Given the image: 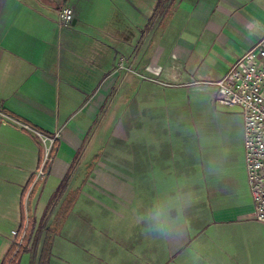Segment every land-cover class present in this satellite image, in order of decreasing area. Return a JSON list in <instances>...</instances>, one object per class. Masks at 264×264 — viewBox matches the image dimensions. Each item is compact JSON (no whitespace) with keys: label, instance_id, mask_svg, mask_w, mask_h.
Masks as SVG:
<instances>
[{"label":"crops","instance_id":"crops-1","mask_svg":"<svg viewBox=\"0 0 264 264\" xmlns=\"http://www.w3.org/2000/svg\"><path fill=\"white\" fill-rule=\"evenodd\" d=\"M263 37L264 0H0V264H264L214 86Z\"/></svg>","mask_w":264,"mask_h":264},{"label":"built area","instance_id":"built-area-1","mask_svg":"<svg viewBox=\"0 0 264 264\" xmlns=\"http://www.w3.org/2000/svg\"><path fill=\"white\" fill-rule=\"evenodd\" d=\"M74 13L69 7L60 11V21L70 25ZM216 102L226 107H239L244 120L245 160L255 217L264 223V37L242 54L226 75L214 83ZM1 118L6 117L0 112ZM2 119H0V124ZM26 129L29 126L22 125ZM59 134L42 135L43 154L32 178L31 188L47 176L53 162L54 148ZM29 195V193H28ZM26 232L14 231L15 255L23 246Z\"/></svg>","mask_w":264,"mask_h":264},{"label":"trees","instance_id":"trees-1","mask_svg":"<svg viewBox=\"0 0 264 264\" xmlns=\"http://www.w3.org/2000/svg\"><path fill=\"white\" fill-rule=\"evenodd\" d=\"M164 0H159V4H161ZM25 247H22L14 256L12 259V264H17L19 257L21 255V253L23 252ZM45 254L48 255L49 254V250L45 249L44 250Z\"/></svg>","mask_w":264,"mask_h":264},{"label":"clouds","instance_id":"clouds-1","mask_svg":"<svg viewBox=\"0 0 264 264\" xmlns=\"http://www.w3.org/2000/svg\"><path fill=\"white\" fill-rule=\"evenodd\" d=\"M246 27H247V25H246Z\"/></svg>","mask_w":264,"mask_h":264}]
</instances>
